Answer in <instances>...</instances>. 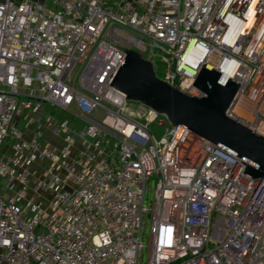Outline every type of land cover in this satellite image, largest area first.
<instances>
[{
	"label": "built area",
	"instance_id": "1",
	"mask_svg": "<svg viewBox=\"0 0 264 264\" xmlns=\"http://www.w3.org/2000/svg\"><path fill=\"white\" fill-rule=\"evenodd\" d=\"M125 49L264 138V0H4L0 264H264V180L110 86Z\"/></svg>",
	"mask_w": 264,
	"mask_h": 264
},
{
	"label": "water",
	"instance_id": "2",
	"mask_svg": "<svg viewBox=\"0 0 264 264\" xmlns=\"http://www.w3.org/2000/svg\"><path fill=\"white\" fill-rule=\"evenodd\" d=\"M125 59L110 86L126 96L129 103L140 104L166 118L171 126H183L245 163L248 179L264 180V138L226 116L239 84L228 79L220 83L221 73L203 64L193 86L204 97L188 96L159 80L153 64L132 49H125Z\"/></svg>",
	"mask_w": 264,
	"mask_h": 264
},
{
	"label": "rangeland",
	"instance_id": "3",
	"mask_svg": "<svg viewBox=\"0 0 264 264\" xmlns=\"http://www.w3.org/2000/svg\"><path fill=\"white\" fill-rule=\"evenodd\" d=\"M152 63L154 64V66H155V74L159 77V78H162V76H163V67L161 66V64H160V60H159V58H153L152 59ZM158 78V79H159ZM47 109H49L50 110V113H53V115H64V117L66 116L64 113H61V112H59L58 110H54L53 108H47ZM66 118H68L67 116H66ZM69 119V118H68ZM70 121H71V119H69ZM157 130V129H156ZM139 264H143V262L141 261Z\"/></svg>",
	"mask_w": 264,
	"mask_h": 264
},
{
	"label": "bare ground",
	"instance_id": "4",
	"mask_svg": "<svg viewBox=\"0 0 264 264\" xmlns=\"http://www.w3.org/2000/svg\"><path fill=\"white\" fill-rule=\"evenodd\" d=\"M259 129H260V131H261L262 133H264V126H263V125H261Z\"/></svg>",
	"mask_w": 264,
	"mask_h": 264
},
{
	"label": "crops",
	"instance_id": "5",
	"mask_svg": "<svg viewBox=\"0 0 264 264\" xmlns=\"http://www.w3.org/2000/svg\"><path fill=\"white\" fill-rule=\"evenodd\" d=\"M4 0H0V2H3Z\"/></svg>",
	"mask_w": 264,
	"mask_h": 264
},
{
	"label": "trees",
	"instance_id": "6",
	"mask_svg": "<svg viewBox=\"0 0 264 264\" xmlns=\"http://www.w3.org/2000/svg\"><path fill=\"white\" fill-rule=\"evenodd\" d=\"M157 76V75H156ZM157 78H159L158 76H157Z\"/></svg>",
	"mask_w": 264,
	"mask_h": 264
}]
</instances>
